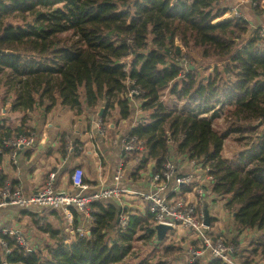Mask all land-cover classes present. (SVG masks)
I'll list each match as a JSON object with an SVG mask.
<instances>
[{"label":"trees","instance_id":"16d2710c","mask_svg":"<svg viewBox=\"0 0 264 264\" xmlns=\"http://www.w3.org/2000/svg\"><path fill=\"white\" fill-rule=\"evenodd\" d=\"M225 0H0V83L4 75L14 86L10 110L31 111L35 106L48 114L55 106L77 114L97 111L102 118L119 107L122 118L131 115L132 96L147 114L131 133L142 140V166L155 161L153 171L165 162L169 145L214 176L212 193L225 199L234 214L231 236L238 247L240 264L264 262V46L249 21L223 17ZM186 51L199 52L214 63L210 72L184 70L179 58ZM168 89L186 105L169 108L162 100ZM228 106L227 128L217 130L211 118L217 105ZM214 112V113H213ZM0 121L4 139L30 134L27 119L15 128ZM231 133L247 139L244 149L223 157ZM133 155H137L133 153ZM128 159V158H127ZM1 176V183L4 181ZM188 188H184L186 191ZM95 218L86 236L56 226L44 209L30 210L33 221L49 234L50 245L34 250L22 247L15 235L0 234V264H168L147 257L127 261L133 238H155L152 216L132 215L124 231L117 229L121 213L115 201L92 204ZM51 213V214H50ZM73 225L82 214L72 208ZM116 226L114 232L112 231ZM257 231L259 238L243 245L242 233ZM138 238V237H137ZM37 246V247H36ZM240 248V249H239ZM175 251L165 247L168 254ZM204 264H229L212 258Z\"/></svg>","mask_w":264,"mask_h":264},{"label":"built area","instance_id":"2783aa9c","mask_svg":"<svg viewBox=\"0 0 264 264\" xmlns=\"http://www.w3.org/2000/svg\"><path fill=\"white\" fill-rule=\"evenodd\" d=\"M241 1L247 3L253 9L264 7L263 0ZM231 10V18L238 17L249 21L252 25L253 34H258L264 46V25L262 27L261 25H253L247 19V16L238 11L237 7ZM178 60L181 65H186L185 54L180 56ZM129 93L131 99L130 118L133 119L137 117L138 113L134 109L133 101L135 100L132 99V96L138 93V89H131ZM135 102L141 103L140 101ZM141 120L142 118L139 117L136 122L139 123ZM97 125L99 133L105 137L111 126L110 123L101 117ZM35 143L36 138L33 133L14 135L4 139L0 145V173H9L17 167L20 162L21 151L24 148L34 147ZM173 146V143L169 145V151L161 169L150 173L149 187L146 191L134 190L127 186L130 173L126 171L123 162L119 161L110 181L99 185L96 189H91V185L85 179L84 169L79 166L75 167L71 174V187L69 190L56 189L55 172L49 173L44 185L34 193H25L13 181L5 179L0 185V208L14 207L21 211H43L48 208H61L69 226L73 223L72 208H74L82 214L83 220L79 227H70L72 235L75 237L78 233L80 236H86L95 220L91 209L92 204L95 202L115 201L121 208L117 220V229L120 231L126 230L132 215L143 214L138 206H133L132 200L139 197L141 203L145 205L144 210H147V213L152 216L150 225L154 230L157 224H166L173 227L168 233L175 231L179 226L189 231V238L194 241L195 246L190 245L186 250L188 254L192 255L187 264H198L199 257L203 254H207L205 257L208 258L206 262L210 261L212 257L222 259L229 264H240L235 258L238 249L232 244L233 242L228 241L223 236L213 238L212 232L215 224L212 221L210 225L205 224L207 211L210 219H215V213L213 212H216V208L209 201V196L213 194L214 176L209 173L207 168L203 167L202 162L196 163L189 156L179 154L173 149ZM121 152L136 153L141 158L146 157L144 142L133 135L131 131L125 134L121 140ZM184 163L191 165V169L182 171L181 165ZM184 188L190 189L183 191ZM250 232L252 231L248 230L247 233ZM0 234H14L22 247L33 250L31 244L23 238V235L15 233L12 228H3L0 225ZM71 241L67 240L66 242L70 243ZM0 242L3 246H8L7 241L4 239L0 238ZM260 264H264V262Z\"/></svg>","mask_w":264,"mask_h":264},{"label":"crops","instance_id":"0c3cea01","mask_svg":"<svg viewBox=\"0 0 264 264\" xmlns=\"http://www.w3.org/2000/svg\"><path fill=\"white\" fill-rule=\"evenodd\" d=\"M221 5L229 9L223 16L225 18H231V9L237 7L238 11L242 15L247 16V19L250 20L253 25H261V27L264 25V7L253 9L241 0H225ZM249 33L251 34L252 30L249 31ZM133 105L134 109L139 114L137 117H134L135 121L134 118L130 119V117L126 119L122 118L118 106L112 110V115L110 114L106 117L108 120L107 122H109L111 126L106 132L105 137L99 133L97 125L99 118L102 117L99 116V110L103 108V106L100 108L98 107L96 112L85 110L82 114H77L71 108L60 105L55 106L48 114H44L43 108L35 106V109L38 111L31 117V121L29 120L28 122L27 120V127L31 129L30 133L34 134L36 143L34 147L24 148L21 151L20 162L17 167L9 173H0V181L1 176H3L5 179L13 180V183L19 186L25 193H34L44 185L48 179L49 173L55 172L56 189L69 190L71 187V174L74 168L79 166L84 169L85 179L91 185V189H96L99 185L106 184L110 181L117 168V163L122 161L126 171L130 173L129 181H127L129 186H127L134 190L146 191L149 187L150 173L154 170L156 165L155 161L150 160L146 166H139L135 159H131L133 153L121 152V140L123 136L132 130V126L133 128L137 126L138 123L136 120H139V117L142 119L144 118L141 103L133 101ZM3 111L0 113V121L3 120L2 124L5 125V128L10 127L13 129L20 125V120L16 122V120L10 119L8 114H6L7 111ZM191 167V165L184 163L181 165V170L188 171ZM132 181L135 182L132 184L129 183ZM209 198L214 202L217 201L218 208L219 205H221L222 208L228 211L225 208V199H219L214 194H211ZM218 208L216 209L218 210ZM10 209H0L4 213L3 218L5 222L9 221L11 223V221L14 220L17 222V215V217H21L20 220L23 218V224L27 223L28 219L26 216L22 213L20 215L17 213V211L19 213L22 212L21 210L14 207H10ZM53 210H55L59 214L58 217L62 219L63 229L68 232L67 240L69 238L73 240L74 236L72 235L70 227L75 228V226L73 224H70V226L68 225L65 214L61 208H53ZM140 211L143 213L142 215H146V212H148L144 210V208L140 209ZM33 212L40 213L42 211ZM230 213L232 212L230 211ZM8 214L10 215L8 216ZM220 214L224 216L225 212L220 211ZM27 215L30 216V214ZM43 215L44 214L41 216ZM49 216L53 219L56 217L55 214ZM233 219L234 214L231 222L232 225H228L227 223L222 226L215 215V228L225 233L226 238L231 236ZM211 221L213 222V220ZM82 222L83 220L80 221V223ZM20 226L22 227V225ZM115 228L116 226H114L113 232ZM172 234V232L167 233L164 239L171 237ZM244 234L245 233H243L242 236Z\"/></svg>","mask_w":264,"mask_h":264},{"label":"rangeland","instance_id":"374dc122","mask_svg":"<svg viewBox=\"0 0 264 264\" xmlns=\"http://www.w3.org/2000/svg\"><path fill=\"white\" fill-rule=\"evenodd\" d=\"M252 34H253V31L251 34L248 33L249 36H251ZM184 54L186 55V60H187L186 65L185 66L181 64L180 65L185 71L191 68L193 70H200L201 73L203 74L210 72L211 66H213V63H214L211 59H202L199 52H189L188 53L186 51V53ZM8 81H9L8 78L6 77V75H4V78L2 82L0 83V113L3 110L5 112L7 111L6 114H8V117L12 120H16V122H19V120L21 122L23 118L27 119L28 122L29 120L31 121L32 120L31 117L35 114V112L38 111L37 109H35V107H34L35 110L32 109L30 112L16 111L15 113H13V111L9 109V107L12 106V102L15 100L16 97H15V92H14L15 91L14 86L9 85ZM161 98L169 108H174L176 110H183L187 108L185 107L186 105L184 104L183 101L178 100L173 95H170V93H168V89H165V91L162 93ZM228 109H229L228 106L218 104L215 114H213V116H211L212 112H209V113L204 112L203 114L202 113H199V114L204 117L211 118L214 127L219 131H224L227 128V117L229 115ZM110 114L112 115V111L110 112ZM142 114L144 115V117L147 116L145 112H142ZM130 119H132V117ZM105 121L107 122L108 120L106 119ZM239 136H240L239 134L231 133L227 137V140H225L224 145H223V150H222L223 157L231 158L235 153L244 149L245 144L247 143L248 140L243 139L245 136H243L242 139H239L238 138ZM131 159H135L137 164L141 166L144 158H141L139 155H133ZM7 180L13 181L11 179H7ZM133 182L135 181H132L129 183L132 184ZM132 201H133V206L136 205L138 206L139 209H143L145 207L144 203H141V199L139 197L134 198ZM209 201L211 205H213L215 208H218L217 201L214 202L211 199H209ZM0 209L5 210L7 208H0ZM220 211L225 212V215L223 216L222 214H220ZM0 213L3 214V215L0 214V225H2L3 228H12L15 231V233L22 234L23 238L26 241H28L29 244H31V247L33 250L35 249L34 247L36 244L37 246H45V245H50L51 243H53V241L50 240L49 234L45 233L42 230V228H39V226L33 221L32 216L25 214L28 221L27 223L23 224L22 223L23 218L20 220L21 217L20 216L17 217L16 215L17 222H15L14 220V221H11L10 223L9 221L5 222L3 218L4 213L1 210H0ZM17 213L18 215L21 214V212L19 213L18 211ZM213 213H215L216 218L221 222L222 226H224V224H227V223L228 225H231L233 214L230 213V211H226L224 208H222L221 205H219L218 210L216 209V212H213ZM9 215L10 214H8V216ZM44 215H49V212H44ZM53 220L59 228L63 229V223L61 221L62 219L56 216L55 219ZM215 221L216 220L213 219V223ZM20 225H22V227ZM171 232L173 233L172 236L162 241L158 240V238L156 237L157 236L156 233L154 236L155 238L153 237L150 239L149 238H143V239L139 238V236L144 235V233L146 234V232H139L137 236L133 238V241L131 244L132 250H131L129 257L127 258V261H129L130 263H136L141 258L147 257L148 259L153 260V261L163 260L164 262H167L168 264H187V262H189L190 259L192 258V255L188 254L186 250L190 245L195 246V244L189 238L188 231H186V229L183 228L182 226L177 227L175 231H171ZM225 235L226 234L221 232V230L214 228L213 235H212L213 238L216 239L219 236H223L225 238ZM253 236H255V238L257 239L260 237V233H258L257 231H253L250 233L246 232L242 236L244 237L243 245L244 246L248 245L247 244L248 242L246 241L254 238ZM68 240L70 241L72 240V238H69ZM232 244L238 249V247L235 245L234 242ZM165 247H172L173 249H175V251L173 252V254L171 253V251L168 254H166ZM206 256L207 254H203V256L199 257L198 264H204L206 259H208V258H205ZM237 260L239 263H241L239 259Z\"/></svg>","mask_w":264,"mask_h":264},{"label":"water","instance_id":"95a60500","mask_svg":"<svg viewBox=\"0 0 264 264\" xmlns=\"http://www.w3.org/2000/svg\"><path fill=\"white\" fill-rule=\"evenodd\" d=\"M103 111H104V107L99 110V116H102ZM205 224L206 225L211 224V219H210V215L208 211L206 212ZM172 228H173L172 226H169L166 224H157L155 227V230L157 233L158 240L159 241L164 240V238L166 237V234L168 233V231L172 230Z\"/></svg>","mask_w":264,"mask_h":264}]
</instances>
